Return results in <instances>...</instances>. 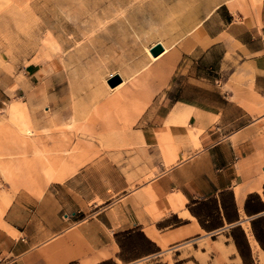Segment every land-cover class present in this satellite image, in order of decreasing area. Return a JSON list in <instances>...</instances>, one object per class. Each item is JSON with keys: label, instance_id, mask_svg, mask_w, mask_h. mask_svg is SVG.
Listing matches in <instances>:
<instances>
[{"label": "crops", "instance_id": "obj_1", "mask_svg": "<svg viewBox=\"0 0 264 264\" xmlns=\"http://www.w3.org/2000/svg\"><path fill=\"white\" fill-rule=\"evenodd\" d=\"M216 7L176 42L128 148L0 189V264H264V0Z\"/></svg>", "mask_w": 264, "mask_h": 264}, {"label": "rangeland", "instance_id": "obj_2", "mask_svg": "<svg viewBox=\"0 0 264 264\" xmlns=\"http://www.w3.org/2000/svg\"><path fill=\"white\" fill-rule=\"evenodd\" d=\"M15 1L0 0V189L12 191L22 187L35 189L45 186L33 169L34 164L39 162L42 156L51 158L64 155L62 150L74 149L75 153H67L66 161L75 165L77 169L102 153L121 152L128 148L131 144L129 139L136 132V123L141 117L126 128L124 120L118 117V105L107 106L101 108L100 113L83 124L78 131L73 127L58 126L50 130L49 136H46L43 132V118L38 116L37 120L40 123L38 132L43 137L44 148L50 153H11L12 145L6 133L11 125L5 117L8 105L16 103L19 97L26 100V92L21 88L19 81L30 82L34 90V105L37 111L39 113L47 111L51 116L57 110L64 112L68 109L60 106V101L66 100L69 94L65 73L69 71L73 88L81 87L85 90L88 78L96 72L107 73L117 67L124 71L129 64L132 66L139 61L140 64L148 63L144 47L160 38L167 46L173 42L175 46L163 57L164 65L163 61H159L148 69L151 74L147 84L154 98L164 86L179 57L176 42L186 31L193 29L209 10L225 2V0H46L45 7L40 5L41 12H37L36 21H32L29 29L24 32L19 31L17 27ZM260 6L249 9L258 12ZM77 8L80 10L82 8V12ZM48 34L58 48L41 47L44 36ZM34 39L35 41L38 39V47L33 45ZM45 53L49 54L47 61ZM173 55L176 56L175 63L166 70L165 60ZM44 78L48 85L47 98H53L47 99V104L40 97ZM55 100L59 102L57 108L53 106ZM108 115L111 118L110 128L116 136L108 145H103L100 140V135L106 128L103 117ZM8 165L21 166L15 171L19 175L14 179L15 183H11L1 171L2 167ZM4 194L7 195L0 192V198Z\"/></svg>", "mask_w": 264, "mask_h": 264}, {"label": "bare ground", "instance_id": "obj_3", "mask_svg": "<svg viewBox=\"0 0 264 264\" xmlns=\"http://www.w3.org/2000/svg\"><path fill=\"white\" fill-rule=\"evenodd\" d=\"M213 2L214 1H212V3ZM45 3L46 0H16L15 1L16 4L15 16L19 31L25 32L26 30L29 29L30 27L29 24L32 23V21L33 22L36 21L37 12H39L41 6L45 7ZM225 3L230 7V9L233 12H239L242 13L243 15H247L248 13H250L249 7L256 8L257 6L262 4V0H225ZM216 6L218 7V4ZM82 10H83L82 8L81 10L78 9L79 12H82ZM120 10H122V8ZM103 16L105 17V15ZM189 32L190 31L188 32L186 31L184 34H187ZM26 34L28 35V31ZM158 39L159 40L157 42L144 47L145 55L149 59L148 63L140 64V61L139 63L136 61L137 62L136 64L134 65L132 64V66H130L129 64V67L126 68V70L124 71L120 70L117 67L119 70L116 68L109 71L107 70L108 71L107 73L96 72L92 77L88 78V82L85 90L82 89L81 87H77V89L73 88L72 78L69 71L65 73L69 85V89H68L69 94L66 99L67 102L66 100L60 101V106L61 107L63 106V108L67 107L68 109L64 112H60L59 110H57V112H55L51 116L47 113V111L45 113H39L37 111V108L34 105L35 101H34V90L32 88L33 86H31L30 82H25V80L22 81L21 79L23 78H20L21 80L19 81L20 86L26 92L25 94L26 100H24L22 97H19L16 103L10 104L6 108L5 119L11 125L6 132L7 135L9 136V141L12 145L11 153H50L48 150L44 148L42 142L43 137L38 132V128L40 127V123L37 120L38 116H42L43 118V124H44L43 132L45 133L46 136H49L50 130H53L58 126L73 127L76 131H78L83 124L85 125L88 120H90L98 113H100L101 108L107 106L111 107L118 105V110H117L118 117L124 120L126 128H128L133 123H135V121L142 115L144 110L149 106V104L153 99V92L148 87L147 84L148 77L151 74V71H148L149 67L152 64L159 62L163 57V55H165L175 46V42L167 46L163 42V40L161 41L160 38ZM156 44L162 45L164 51L160 53L158 56L154 57L151 55L150 49ZM33 45L35 47L39 46L38 39L36 41L34 39ZM41 47L43 49L58 48L56 42L52 41L51 36L49 34L46 35V37L44 36ZM135 51L138 52V50ZM44 55L47 61L49 54L45 53ZM168 64L170 66L171 62H169ZM45 72H47V70H45ZM115 76H119L121 82L112 88L108 85V80ZM47 86H48L47 80L44 78V81L42 82V86L40 88L41 89L40 97L44 103H46L48 99L46 93L48 89ZM50 98L53 100L52 97ZM53 104L55 108L59 106V102L56 100L53 102ZM103 114L105 115V113ZM64 115L65 116L68 115V116L62 117ZM103 121L106 128L105 131L101 133L100 140L103 145H108L110 140L114 138L116 135L115 132L112 131L110 128L111 125L110 115H108L107 117H103ZM180 123H184V122L181 121ZM137 134L138 132L136 131L134 132V134H132V136L134 135L136 136ZM157 138H158V143L162 146L165 153H176L169 132L160 133L158 134ZM195 138L196 137H194V139ZM61 152L64 153V155L53 156L51 158L42 156L41 160H39V162L35 163L33 166L35 174H37V177L41 181H43L45 185L51 182L63 181L76 171V166L66 161V159L68 158L67 153H75L74 149H72L71 151L62 150ZM20 168H21L20 165H8L7 167L6 166L2 167L1 171L3 174H5L6 178L11 183H15L16 180L14 179H16L19 176L17 173H15V171H18V169ZM29 169H31V167H29ZM9 201L10 200L8 198V195L4 194L1 196L0 219L3 213L5 212V209L8 207Z\"/></svg>", "mask_w": 264, "mask_h": 264}, {"label": "water", "instance_id": "obj_4", "mask_svg": "<svg viewBox=\"0 0 264 264\" xmlns=\"http://www.w3.org/2000/svg\"><path fill=\"white\" fill-rule=\"evenodd\" d=\"M163 51H164V48L160 44H156L155 46H153L150 49V53L154 57L158 56ZM120 82H121L120 77L119 76H115V77H113V78H111V79L108 80V85L113 88L116 85H118Z\"/></svg>", "mask_w": 264, "mask_h": 264}]
</instances>
